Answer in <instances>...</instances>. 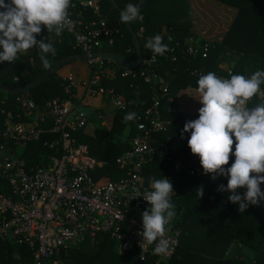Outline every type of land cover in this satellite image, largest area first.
I'll list each match as a JSON object with an SVG mask.
<instances>
[{
	"label": "built area",
	"instance_id": "2783aa9c",
	"mask_svg": "<svg viewBox=\"0 0 264 264\" xmlns=\"http://www.w3.org/2000/svg\"><path fill=\"white\" fill-rule=\"evenodd\" d=\"M80 5L91 9L97 15L96 20L88 21L82 14L75 18L68 10L74 27L65 32L73 36L80 54L104 52V48L112 46L115 37L121 36L120 26L100 15L99 0H86ZM136 36L143 37L142 28ZM48 38L42 33L36 36L38 41ZM148 40L144 39L147 56L141 59L138 70L118 71L109 66L110 60L88 57L84 62L90 71L87 80L72 75L62 78L65 97L54 98L40 110L27 92L22 93L15 100L19 112L15 116L11 112L6 114L0 131V181L6 184L8 192L0 187V243L25 246L28 252V258L22 253L14 254L12 264H63L60 257L70 248L85 242L94 244L102 235L117 244L120 254L137 249L140 262L168 260L176 252L181 230L175 217L165 233L170 242L167 256L153 255L154 245L140 247L141 238L137 233L143 228L142 213L150 207L143 197L146 190L151 191L153 180L146 183L145 169L158 155H163L175 171L195 177L203 171L185 157L170 156L169 148L173 150L180 139L168 138L165 143L156 144L153 138L166 132L170 121L163 118L160 109L162 97L168 94L169 80L155 73L152 67L159 60L175 63L179 56L204 58L215 42L190 35L181 49H176L177 45L163 55H154L146 47ZM35 51L34 48L26 54ZM29 61L32 63V58ZM190 74L197 78L204 75L202 70H193ZM117 76L140 77L156 91L152 104L133 120L136 134L130 141V149L115 161L123 177L111 180L106 174L103 178L106 182L97 184L94 175L105 163L92 157L87 146L74 134L86 129L88 115L81 108L91 107L93 99L106 100L116 112L127 110L129 102L124 96L103 86L105 81ZM78 89H82L79 97L76 96ZM257 97L264 100L262 90ZM176 110L172 108L168 112ZM95 112L102 119L101 109L96 108ZM45 136L53 138L43 139ZM35 142H41L48 153L38 155V163L30 165L24 152Z\"/></svg>",
	"mask_w": 264,
	"mask_h": 264
},
{
	"label": "trees",
	"instance_id": "16d2710c",
	"mask_svg": "<svg viewBox=\"0 0 264 264\" xmlns=\"http://www.w3.org/2000/svg\"><path fill=\"white\" fill-rule=\"evenodd\" d=\"M112 1L99 0L100 15L111 23L119 25L121 36L115 37L112 46L103 50L127 62L135 60V47L129 30L120 22L114 4L120 12L129 3L141 5L142 19L134 20L129 24L135 34L140 28L143 29V37L139 39L142 60L147 56L143 47L145 38L150 39L160 35L163 43L169 48L178 45L176 49H181L186 38L191 35L187 21L189 10L183 0H142V3L141 0ZM217 1L237 11L223 40L215 42L204 58L199 55L182 59L179 56L175 63L159 60L152 67L155 73L169 80L168 94L162 97L160 109L163 118L170 121L167 131L155 134L153 138L156 144L165 143L168 138L180 139L181 145L177 149L169 148L170 156L173 159L185 157L192 166L200 168L202 167L199 157L193 155L188 146L190 133H183V128L186 122L199 118L201 106L191 114L183 112L178 106L179 99H184L188 95L187 91L193 90L199 93L197 91L199 78L192 76L190 72L202 70L204 75L214 72L220 78L230 79L228 70L233 75L239 74L245 77H250L257 70L264 71V0ZM70 2L72 7L68 10L75 18L82 14L88 21L96 20L97 15L91 9L81 6V0H70ZM41 33L49 36L46 41H53L56 49L55 56L47 54L50 67L43 66L37 49L32 54L18 55L16 61L12 63H0L1 85L8 89L23 87L34 82L58 61L80 54L71 34L64 31L60 37H56L54 33H48L43 26ZM30 58L32 63L29 61ZM109 66L118 71L123 69L113 62H110ZM60 68L27 92L40 110L54 98L65 97V83L57 74ZM103 86L123 95L129 106L124 112L114 111L110 126L96 128L94 136H90L85 130L74 134L78 141L87 146L92 157L105 163V166L94 175L97 184H102L106 174L111 180L123 177V172L118 169L115 161L130 149V141L136 134L133 121L125 123L124 116L130 112H135L137 116L143 114L152 104L156 91L140 77L117 76L113 80L105 81ZM261 90L264 94V85H261ZM19 95L0 89V131L6 114L11 112L15 116L19 112L15 101ZM259 102L261 99L255 96L247 106H255ZM172 108L177 110L169 113ZM47 127H50V122ZM52 138V136L43 137L48 140ZM234 150L235 140L233 152ZM42 153L48 151L42 148L41 142H35L28 145L24 155L28 164L33 165L38 163V155ZM193 158L196 159L195 162L192 161ZM234 160L235 157L230 155L229 163L225 167H231ZM144 177L146 183H149L151 178L167 177L173 184L174 194L171 196V201L176 206L175 218L179 220L181 230L179 247L174 255L168 260L147 259L140 262L137 249L120 254L117 244L108 236L102 235L94 244L85 242L70 248L60 257L63 264H264V212L257 206H249L245 213H239L238 205L228 201L230 193H221L217 190L221 184L227 186V178L218 177L213 181L210 175H204L203 172L195 177L184 171H175L172 163L163 155H158L147 165ZM201 185L204 187V194L198 199L196 189ZM0 187H4V191L8 192L6 184L2 181ZM246 191L247 189L243 188L239 189L238 193L243 195ZM16 253L25 254L28 258L25 246L0 243L1 263L12 264V256Z\"/></svg>",
	"mask_w": 264,
	"mask_h": 264
},
{
	"label": "clouds",
	"instance_id": "9594fccd",
	"mask_svg": "<svg viewBox=\"0 0 264 264\" xmlns=\"http://www.w3.org/2000/svg\"><path fill=\"white\" fill-rule=\"evenodd\" d=\"M70 7V0H7V3L0 0V63H12L18 55L35 48L43 66L50 67L47 54L55 56L54 42L38 41L36 36L42 26L56 37L65 30L71 31L74 23L69 17ZM140 9V4L129 3L120 12V22L142 19ZM146 47L154 55L170 51L160 35L150 38ZM229 76L230 79H223L208 72L199 77L197 91L202 104L199 118L186 122L183 133H190L188 146L199 157L203 174L210 175L213 181L218 177L227 178V186L221 184L217 190L230 193L228 201L238 205L239 213H245L249 206H258L264 201V191L260 188L264 184V175H261L264 174V100L247 106L261 92L264 71L257 70L250 77L232 73ZM136 118L137 114L130 112L124 116V122ZM230 155L235 157L234 163L225 167ZM150 187L151 191L146 190L143 197L150 207L142 213L143 228L137 235L141 238L140 247L154 245L153 255L167 256L170 242L165 233L176 215V206L171 201L173 184L163 177L153 179ZM243 188L247 191L241 195L238 190ZM196 194L198 199L203 197V185L196 189Z\"/></svg>",
	"mask_w": 264,
	"mask_h": 264
},
{
	"label": "crops",
	"instance_id": "0c3cea01",
	"mask_svg": "<svg viewBox=\"0 0 264 264\" xmlns=\"http://www.w3.org/2000/svg\"><path fill=\"white\" fill-rule=\"evenodd\" d=\"M86 0H81V2ZM188 6V25L191 35L196 38L209 42H221L225 37L226 33L230 29L236 15L237 11L231 6L223 4L217 0H183ZM57 74L59 77L64 78L66 76L72 75L81 80H87L90 77V71L87 65L83 61H75L62 66ZM193 91V90H190ZM188 91V92H190ZM194 92V91H193ZM82 93V89L76 91V96L79 97ZM186 97V96H185ZM96 107L100 108L102 111V117L108 120L112 119L114 110L110 109L107 104L97 101ZM93 106V103H92ZM178 106L180 109L187 113H195L201 106V103L193 104V110L190 111L186 109L185 98L178 101ZM96 109H92V117H95ZM97 115V114H96ZM97 119V118H96ZM95 119V121H96ZM103 125V122L101 126ZM105 127V126H104ZM87 128V127H86ZM85 132L87 130L85 129ZM181 145V142H176L174 149H177ZM261 191H264V184L260 185ZM258 209L264 212V201H260L258 204Z\"/></svg>",
	"mask_w": 264,
	"mask_h": 264
},
{
	"label": "water",
	"instance_id": "95a60500",
	"mask_svg": "<svg viewBox=\"0 0 264 264\" xmlns=\"http://www.w3.org/2000/svg\"><path fill=\"white\" fill-rule=\"evenodd\" d=\"M112 1V0H111ZM113 2V1H112ZM114 7L116 9V11L118 12L119 16H120V11L117 8V6L114 4ZM125 26L127 27V29L129 30L132 39H133V43H134V47H135V60L133 62H127L124 59L109 53V52H96V53H92L89 56L85 55V54H79V55H74V56H69L67 58H64L60 61H58L57 63H55L48 71H46L45 73H43L41 76H39L34 82L25 85L23 87H19L16 89H8L6 87H4L3 85L0 84V89L15 95L18 94H22V93H26L29 92L33 87H35L37 84H39L40 82H42L44 79H46L52 72H54L55 70H57L59 67H62L66 64L75 62V61H83L85 62L88 57L91 58H103L106 60H110L113 63L125 68V69H136L141 61V50H140V44H139V39L137 38L136 34L134 33V31L132 30V27L129 23H124Z\"/></svg>",
	"mask_w": 264,
	"mask_h": 264
},
{
	"label": "rangeland",
	"instance_id": "374dc122",
	"mask_svg": "<svg viewBox=\"0 0 264 264\" xmlns=\"http://www.w3.org/2000/svg\"><path fill=\"white\" fill-rule=\"evenodd\" d=\"M187 94L188 95L185 97V105H186L185 108L190 110V111H192L193 110V108H192L193 104L200 103L199 102V99L201 98L200 97V93H196V92H193V91H190V92L187 91ZM97 101L98 100H94L93 99L92 100L93 106H91V107L87 106V107H82L81 108V110L84 111L88 115V123H87L86 130H87V132H88V134L90 136H94V130L96 128H99L101 126L102 122H103L102 126H105L107 128L110 126V123H111L109 118H108V120L105 119V117H102V119H100V118L97 117L96 114H95V117L97 119L92 117L93 114L91 112H92V109H96V108H93V107H96V105H97L96 102ZM104 104H107L108 107H110V109H113L112 106L106 100H104ZM95 119H96V121H95ZM104 182H106V180L103 179L102 183H104Z\"/></svg>",
	"mask_w": 264,
	"mask_h": 264
}]
</instances>
